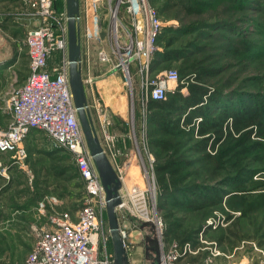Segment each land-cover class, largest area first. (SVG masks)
<instances>
[{
	"label": "rangeland",
	"instance_id": "1",
	"mask_svg": "<svg viewBox=\"0 0 264 264\" xmlns=\"http://www.w3.org/2000/svg\"><path fill=\"white\" fill-rule=\"evenodd\" d=\"M59 1L54 0V8ZM102 1L106 3L105 0ZM86 3H93V0H80L82 76L94 125L103 140L100 117L106 116L110 121L111 114L116 119L123 114L127 123L136 130L138 146L145 159L152 154L155 166L156 156L147 134V129L150 128L148 112L146 105L140 101V77L136 79L132 72L134 79L131 84L125 70H112L107 74L109 63L99 61V51L103 48L108 50L111 39V35L107 33L110 28L107 8L98 12L95 28H90L93 40L88 57V45L84 41ZM150 3L159 10L162 20L173 28V34H169L170 37L175 36L173 49H178L183 57L196 62L200 69L198 75L207 69L202 76V87L219 92L226 101H238L236 96L239 95L249 100L247 106L259 103V111L264 116V0H150ZM186 6L193 7L195 11L187 13ZM3 7L6 10L15 9L19 4H5ZM34 7L37 8L36 3ZM17 20L10 28L0 29V53L17 50L19 55L15 71H5V64L0 63L2 99L29 74V57L25 47L28 25L20 17ZM39 23L40 17L37 26ZM57 59L59 55L55 51L50 56L49 63H54ZM164 64L159 67L162 70L165 68L161 72L152 67V77L166 69L175 68L180 72L182 93H189V84H198L196 77L182 70V60L173 59L166 67ZM89 77H94L91 83L85 80ZM239 100L242 101L240 98ZM142 129L145 131L144 136H141ZM46 138V134L40 130H35L26 138L24 145L29 155L24 166L16 164L11 153L0 152V264L23 261L35 244L37 232L49 224L52 213H67L70 219L76 220L86 200L85 181L68 153L57 150L60 148L50 149V141ZM256 139L264 141L252 136V140ZM143 143L146 144L148 153L143 149ZM241 147L247 148L242 155L246 158L244 168L234 170L232 166H227L222 176L225 181L223 183L227 184L223 187L228 193L223 194L222 202L195 209L191 204L187 206L182 203L179 193L172 194L177 198L171 195L167 197V201L166 198L164 200L165 211H171L180 218L182 232L198 230L199 243L194 250L199 248V252L190 255L199 260L202 259L201 255L205 258L212 252H220L215 258L221 264H264V208L244 214L240 204L245 191L242 189H246L247 193L252 181L264 179V154H258V149H253L250 143ZM260 156L263 159H259ZM206 177V172H203L201 178L194 176L193 179L205 180ZM206 183L214 185L212 187L216 189L221 187V183ZM156 188L157 216L165 224V233V212L159 205L162 196L160 188ZM123 195L128 204H131L132 198L125 190ZM119 215L120 225L125 227L128 235L125 242L131 264H156L160 250L155 227L151 224L144 226L146 230L143 241L137 246L130 239V223L123 212ZM133 219L138 224L144 223L137 218ZM102 220L100 254L103 256L112 249L109 244L111 239L106 209ZM165 241L167 242L166 239ZM175 241L179 243L178 240Z\"/></svg>",
	"mask_w": 264,
	"mask_h": 264
},
{
	"label": "built area",
	"instance_id": "2",
	"mask_svg": "<svg viewBox=\"0 0 264 264\" xmlns=\"http://www.w3.org/2000/svg\"><path fill=\"white\" fill-rule=\"evenodd\" d=\"M103 2L93 0V3H86L85 10L86 18L92 12L96 19L103 8H107L109 13V49L100 50L99 59L111 64L113 70H125L131 84L134 79L131 64L136 63L143 105L150 98L165 99L167 93L174 92L180 82L178 70L171 68L153 77L150 71L154 57L160 50L158 39L168 23L161 20L150 0ZM35 3L40 23L28 29L25 39L30 60L29 75L23 84L15 85L5 99L0 95V152L11 153L12 160L24 166L29 155L24 145L26 138L33 130L44 132L53 148L66 150L72 155L85 181L86 200L76 220L70 219L67 213H52L49 224L37 232L35 244L26 259L15 264H114L113 252H106L103 256L100 254L106 192L78 119L70 86L68 14L63 11L58 15L54 0H36ZM92 40L93 35L86 25L84 41L88 45V57ZM55 51L59 59L50 66V56ZM82 61L81 56L80 65ZM85 80L91 83L94 78ZM100 121L107 148L102 145L121 181L122 202L116 208L118 220L119 213L123 212L128 221L137 218L155 227L160 250L156 264H221L215 258L220 252H212L202 262L191 263L187 256L198 253L199 248L194 250L191 242L180 245L175 240L165 241V224L157 216L156 210L157 185L153 155H148L146 160L135 137V153L141 166L143 182L132 184L128 168L117 162L116 136L109 130L108 118L100 117ZM143 145L148 153L146 144ZM124 190L132 198L131 204L124 198ZM41 209L43 212V204ZM120 233L126 246L128 235L122 225Z\"/></svg>",
	"mask_w": 264,
	"mask_h": 264
},
{
	"label": "trees",
	"instance_id": "3",
	"mask_svg": "<svg viewBox=\"0 0 264 264\" xmlns=\"http://www.w3.org/2000/svg\"><path fill=\"white\" fill-rule=\"evenodd\" d=\"M65 4L66 0L55 3L58 15L65 11ZM157 11L161 18L158 9ZM186 11L192 13L195 9L186 6ZM170 26L169 24L164 26L158 39L160 50L154 57L153 70H159L160 65L164 63L166 67L173 59L182 60V70L196 77L195 81L198 84H189L188 94L181 92L179 83L174 92L167 93L165 99L150 98L146 103L147 120L150 124L147 134L156 156L154 172L162 196L159 205L166 217L165 239L167 242L178 240L180 245L191 242L195 247L199 243L198 230L182 232L180 218L171 211H165V198L167 201L168 196L179 193L182 198L180 201L187 206L191 204L195 209L222 202L223 194L228 193L223 187L225 184L223 174L227 166H232L234 170L244 168L246 158L242 155L247 148L241 146L250 143L253 149H258V154H264V141L252 140V136L264 139V116L259 111V103H255L252 107L247 106L249 100L239 95L236 96L238 101L233 102L232 99L226 101L219 92H212L202 87V76L207 69L202 70L198 75L200 69L196 62H192L186 56L183 57L178 49H173L175 36L170 37L169 34L174 32ZM163 70L160 69L159 72ZM48 145L53 149L50 144ZM66 152L79 172L72 155ZM259 159H263L262 156ZM203 172L207 174L205 180L193 179L194 176L201 178ZM206 181H211L213 184L221 183V187L216 189ZM242 190L245 191L240 198V204L244 214L264 208V179L252 181L249 192L246 193V189ZM173 197L177 198V196ZM201 257L202 259L199 260L189 254L187 260L191 263L202 262L204 256Z\"/></svg>",
	"mask_w": 264,
	"mask_h": 264
},
{
	"label": "water",
	"instance_id": "4",
	"mask_svg": "<svg viewBox=\"0 0 264 264\" xmlns=\"http://www.w3.org/2000/svg\"><path fill=\"white\" fill-rule=\"evenodd\" d=\"M67 14L70 61L69 81L78 118L106 192V214L114 254V264H131L128 251L120 233V225L116 212L117 206L122 202L120 194L121 181L96 132L87 107V95L80 65L82 56L79 23L80 0H67Z\"/></svg>",
	"mask_w": 264,
	"mask_h": 264
},
{
	"label": "crops",
	"instance_id": "5",
	"mask_svg": "<svg viewBox=\"0 0 264 264\" xmlns=\"http://www.w3.org/2000/svg\"><path fill=\"white\" fill-rule=\"evenodd\" d=\"M35 2H36V0H0V29H5L7 27L10 28L12 25H15V23L18 22L17 17H20L21 20L24 21L23 23L28 25V29L33 28L34 24L37 26L38 21H39V15L37 14V8L34 7ZM11 3H13V4L18 3L19 7L15 8V9L8 8V10L4 9L3 5L9 4L11 6ZM85 23L87 26H89V28H92V29L95 28V25H96L95 24V18L93 16L92 12L89 13V16L87 17ZM103 49H105V48H103ZM16 51L0 53V63L2 62L5 64L4 65L5 71H8V72H12V70L15 71L14 68L18 62V57H19L18 52L16 53ZM81 51H82V40H81ZM99 61L101 62L100 59H99ZM53 65H54V63H50V66H53ZM109 65L108 66L110 68L107 66L109 68L108 71H106L107 74L113 70L112 65L111 64H109ZM89 69H88V71H90ZM81 71H83L82 65H81ZM29 72H30V60H29ZM131 72L134 73V76L137 79L138 78V76H137V65L135 62L131 64ZM28 75L24 78V80L21 83L15 84V85L23 84L26 81ZM134 76H133V78H134ZM83 81H84V78H83ZM87 103H88L87 107L89 110L90 104H89L88 98H87ZM120 116L121 117H117V119H116V117L112 118L113 115L111 114V118L109 117V119H110V121H109L110 130L116 136L115 149H116V151H118L117 162L120 165L126 167V169L128 168V177L130 178V182L132 184H139V183L141 184L143 182L142 175H141L142 174L141 173V166L139 164V161H138L136 153H135V150H136L135 137L138 138L137 134H136V130L134 131V129H132L130 124L127 123V120L123 114H120ZM91 118H92V116H91ZM112 119H113V124L111 125ZM92 122H93V119H92ZM93 124H94V122H93ZM95 129H96V127H95ZM97 130L98 129H96V132L98 134ZM34 131L35 130H33L30 134H32ZM98 136L100 137L99 134H98ZM141 136H144L143 129L141 131ZM100 139H101L104 147L107 148V144H106V141L104 139V136H103V140H102V137H100ZM128 222L130 223V239H131V242H133L134 245L138 246V244L143 241L144 231L146 230L144 228V226H146L147 224H144V223L138 224L133 219L129 220ZM32 248H33V246H32ZM130 260H131V258H130Z\"/></svg>",
	"mask_w": 264,
	"mask_h": 264
},
{
	"label": "bare ground",
	"instance_id": "6",
	"mask_svg": "<svg viewBox=\"0 0 264 264\" xmlns=\"http://www.w3.org/2000/svg\"><path fill=\"white\" fill-rule=\"evenodd\" d=\"M84 200V199H83Z\"/></svg>",
	"mask_w": 264,
	"mask_h": 264
}]
</instances>
